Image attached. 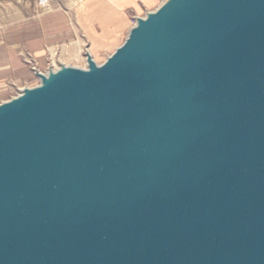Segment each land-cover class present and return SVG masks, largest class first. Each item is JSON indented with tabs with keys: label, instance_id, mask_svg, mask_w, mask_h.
Returning <instances> with one entry per match:
<instances>
[{
	"label": "water",
	"instance_id": "1",
	"mask_svg": "<svg viewBox=\"0 0 264 264\" xmlns=\"http://www.w3.org/2000/svg\"><path fill=\"white\" fill-rule=\"evenodd\" d=\"M36 77L0 104V264H264V0H164Z\"/></svg>",
	"mask_w": 264,
	"mask_h": 264
},
{
	"label": "crops",
	"instance_id": "2",
	"mask_svg": "<svg viewBox=\"0 0 264 264\" xmlns=\"http://www.w3.org/2000/svg\"><path fill=\"white\" fill-rule=\"evenodd\" d=\"M159 2L78 0L69 11L56 9L42 15L37 22L39 30L36 29L31 35L25 32L2 34L0 89L5 87L8 79L18 84L30 77L29 67L22 59L25 53L40 63L49 49L50 55L57 56L61 64L83 69L88 56L95 60L99 54L117 47L132 15L156 9Z\"/></svg>",
	"mask_w": 264,
	"mask_h": 264
},
{
	"label": "rangeland",
	"instance_id": "3",
	"mask_svg": "<svg viewBox=\"0 0 264 264\" xmlns=\"http://www.w3.org/2000/svg\"><path fill=\"white\" fill-rule=\"evenodd\" d=\"M77 1L78 0H0V36L4 33L12 32H25L24 34L31 35L36 29L39 30L40 26L38 27L37 22L42 15L50 13V10L56 9L69 11ZM163 1L164 0H160L158 4L160 5ZM159 5H157V7ZM153 10L132 15L128 29L134 26L136 18H143L146 16L147 12ZM128 29L122 36L117 47L109 52L99 54L95 57V60H92H94L97 65L103 64L106 59L114 53L115 49L124 43ZM22 59L26 61L29 67L30 77L25 80L23 79V81L18 84L12 79L6 80L5 87L0 89V104L19 96L20 92L24 89H31L38 86L39 79L36 77V73L46 75L49 70L56 71L59 69L60 65H66L58 62L57 56L52 57L49 49L46 50V58L40 63L36 62V60L32 59L30 55L26 53L22 55ZM66 66L79 68L73 65ZM86 67L87 65L82 68Z\"/></svg>",
	"mask_w": 264,
	"mask_h": 264
},
{
	"label": "bare ground",
	"instance_id": "4",
	"mask_svg": "<svg viewBox=\"0 0 264 264\" xmlns=\"http://www.w3.org/2000/svg\"><path fill=\"white\" fill-rule=\"evenodd\" d=\"M94 61V60H93ZM95 62V61H94ZM64 66H66V65H64ZM83 69H85V68H83Z\"/></svg>",
	"mask_w": 264,
	"mask_h": 264
}]
</instances>
